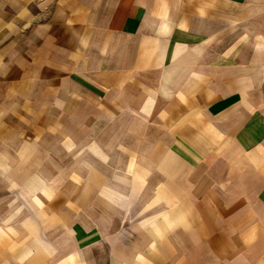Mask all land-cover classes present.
Returning a JSON list of instances; mask_svg holds the SVG:
<instances>
[{"label": "crops", "instance_id": "1", "mask_svg": "<svg viewBox=\"0 0 264 264\" xmlns=\"http://www.w3.org/2000/svg\"><path fill=\"white\" fill-rule=\"evenodd\" d=\"M61 156L63 185L34 174ZM20 170L31 223L60 226L19 262L264 264V0H0V172Z\"/></svg>", "mask_w": 264, "mask_h": 264}, {"label": "rangeland", "instance_id": "2", "mask_svg": "<svg viewBox=\"0 0 264 264\" xmlns=\"http://www.w3.org/2000/svg\"><path fill=\"white\" fill-rule=\"evenodd\" d=\"M61 147L62 145H60V148ZM74 157V155L71 156L72 162L74 160ZM55 165H57L55 171L47 172L39 170V172L34 174H38L42 178V180H44V183L46 182V184L47 182H49V184L53 182V185H63L62 182L64 183V169L66 165V163H64V157H55ZM71 165H75V167H77V158L74 164ZM89 173L90 171L86 175L84 174V177V175H79L80 172H76L74 174L72 172L69 176L71 180H80L85 178L87 179ZM65 175H68V173H65ZM71 176L74 178H72ZM30 177V172L28 171L20 170L6 173L0 172V264H26V262H24V259H22L23 262H19V260L17 261V259L14 258L13 254L16 249V245L22 243L24 245V248H26L25 242L29 238L26 234L30 233V230L32 228H36L38 229V231H40L41 228H56L60 226V224H58L59 220L47 221L39 219L40 221H37L35 220L37 218H34L35 221L33 220V224L31 223L30 218L33 217H30L31 212L29 211V208L31 207L29 202L32 201L35 195L34 193L32 194L31 190L28 187V182H31L29 181ZM47 190L49 192L51 191L50 189ZM80 190L81 193L85 191L87 195H95V189L91 186H82ZM134 191H136L135 197L133 196L134 201L146 199V197L152 196L154 194L153 189H147L144 193L142 188H136L134 189ZM79 192L80 191L78 190V188H70L71 197L79 195ZM36 194L39 195L40 193L37 192ZM141 196L143 198H141ZM40 205L45 207V204H42L41 202ZM37 206H35V210L38 211ZM75 206H77V204ZM137 210L138 208L136 209V211H125L124 213L122 212V214L120 215L121 218L118 219V226H139L138 223L140 219H142L145 215H139L140 209L138 211ZM151 214H154V210L151 211ZM36 231L37 230H34L33 233ZM16 234H19L17 238L14 237V235ZM14 240L16 241V243H12L14 242ZM60 242L67 244L66 240ZM66 247L67 246L65 245V248Z\"/></svg>", "mask_w": 264, "mask_h": 264}]
</instances>
